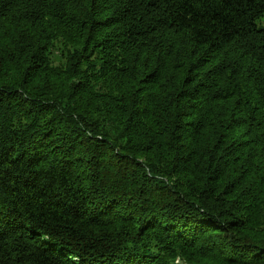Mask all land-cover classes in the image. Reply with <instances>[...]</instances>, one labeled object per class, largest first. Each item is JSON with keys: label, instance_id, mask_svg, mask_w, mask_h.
<instances>
[{"label": "trees", "instance_id": "obj_1", "mask_svg": "<svg viewBox=\"0 0 264 264\" xmlns=\"http://www.w3.org/2000/svg\"><path fill=\"white\" fill-rule=\"evenodd\" d=\"M264 0H0V264H264Z\"/></svg>", "mask_w": 264, "mask_h": 264}, {"label": "rangeland", "instance_id": "obj_2", "mask_svg": "<svg viewBox=\"0 0 264 264\" xmlns=\"http://www.w3.org/2000/svg\"><path fill=\"white\" fill-rule=\"evenodd\" d=\"M257 26H262L264 24V12L263 14L256 20Z\"/></svg>", "mask_w": 264, "mask_h": 264}]
</instances>
